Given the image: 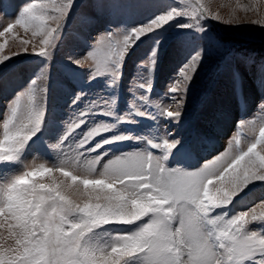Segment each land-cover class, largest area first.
Listing matches in <instances>:
<instances>
[{
	"label": "rangeland",
	"instance_id": "rangeland-1",
	"mask_svg": "<svg viewBox=\"0 0 264 264\" xmlns=\"http://www.w3.org/2000/svg\"><path fill=\"white\" fill-rule=\"evenodd\" d=\"M42 2L49 0H0V32ZM51 2L71 6L47 46V55L36 54L44 47L43 36L34 35L31 28L25 31L17 25L0 36V44L5 45L0 49V140L18 101L21 111L32 103L44 113L39 130L18 155L0 159V202H7L0 208V250L21 242L17 218L7 210L18 196L10 188L16 178L48 168V174L31 178L29 186L32 181L41 188L58 186L81 205L104 203L102 191L92 195L80 182L99 178L111 161L134 153L151 154L153 163L162 162L176 174H211L210 190L223 187L232 201L213 208L208 218L229 221L248 212L245 228L264 235V181L253 179L233 190L228 180L217 178L264 127V51L254 50L264 48V0ZM169 14L175 18L134 39L122 60L107 58V70L98 74L109 39L122 40ZM196 56L200 59L185 81L181 72ZM177 85L180 90L174 92ZM168 111L179 115L169 117ZM227 114L231 127L222 131ZM74 123L80 126L73 128ZM97 128L106 131L81 145ZM165 143L174 147L164 148ZM6 151L0 146V153ZM243 168L244 162L241 173ZM147 219L101 225L85 242L97 251H110L117 237L138 231ZM0 264H4L2 252ZM121 264L146 262L140 256H126Z\"/></svg>",
	"mask_w": 264,
	"mask_h": 264
},
{
	"label": "snow or ice",
	"instance_id": "snow-or-ice-1",
	"mask_svg": "<svg viewBox=\"0 0 264 264\" xmlns=\"http://www.w3.org/2000/svg\"><path fill=\"white\" fill-rule=\"evenodd\" d=\"M70 6L58 5L51 0L38 6L32 5L20 19L0 32V36L12 32L17 25L23 26L25 31L31 28L34 35L43 36L44 47L36 54L47 55V46ZM197 11L204 15L201 9ZM174 18L173 14L162 15L149 25L133 30L122 40L109 39V45L98 62V74L107 70L104 68L107 58L122 60L134 39ZM50 22L56 26H49ZM4 47L0 44V49ZM199 59L196 56L181 72L185 81L190 79L189 72L195 70ZM178 90L180 85L173 89L174 92ZM43 115V110L32 103L21 111L20 101L17 102L3 125L0 146L7 151L0 153L3 154L0 159L11 160L18 155L39 130ZM167 115L178 116L179 112L168 111ZM79 126V123H74L72 127ZM103 131L106 128L93 129L81 145ZM258 146L260 151H257ZM163 147L171 149L174 145L165 143ZM154 159L151 154H130L111 161L99 178H86L80 182L85 191L92 190V195L97 190L102 191L104 203L88 201L81 205L68 199L58 186L41 188L35 181L29 186L31 178L48 174V168L34 169L16 178L10 188L18 196L7 210L17 218L21 242L16 248L0 250L4 264H121L126 256H140L146 264H244L249 260L254 264H264V235L245 228L248 212L229 221H224L222 217L208 218L213 208L231 203L229 191L221 187L213 193L209 188L214 183L211 174H176L166 170L162 162L153 163ZM242 162L244 168L241 173ZM64 175L68 177L71 174L64 172ZM217 178L221 182L228 180L233 190L246 186L253 179L264 181V127L259 130V138L229 161ZM71 179L75 181V176ZM83 181L101 183L92 186ZM4 203L7 202H0V208L4 207ZM85 211L89 215H83ZM141 217L148 219L140 229L117 237V243L110 251H97L85 242L96 227L121 220L132 223ZM252 219L259 218L253 216Z\"/></svg>",
	"mask_w": 264,
	"mask_h": 264
},
{
	"label": "bare ground",
	"instance_id": "bare-ground-1",
	"mask_svg": "<svg viewBox=\"0 0 264 264\" xmlns=\"http://www.w3.org/2000/svg\"><path fill=\"white\" fill-rule=\"evenodd\" d=\"M263 75H264V73H263ZM257 78V77H256ZM253 85V84H252ZM251 91H252V89H249V93H251ZM254 94V93H253ZM233 110V109H232ZM227 113V112H226ZM230 114H227V116L224 118L225 120L223 121V125L225 126V127H223V129H222V131H226L227 129H229L230 127H231V123H232V121L229 119L230 118ZM224 117V116H223ZM220 125L222 126V124L220 123ZM78 190V189H77ZM76 190V191H77ZM73 191V190H72ZM78 193V192H77ZM73 195V194H72Z\"/></svg>",
	"mask_w": 264,
	"mask_h": 264
},
{
	"label": "clouds",
	"instance_id": "clouds-1",
	"mask_svg": "<svg viewBox=\"0 0 264 264\" xmlns=\"http://www.w3.org/2000/svg\"><path fill=\"white\" fill-rule=\"evenodd\" d=\"M83 182H84L86 185H92V186H95V185L101 183L100 181H83ZM24 183H28V181H24ZM158 203H162V202H159V201H158ZM83 215L87 216V215H89V213H88L87 211H85V212L83 213ZM120 222H122V223H128L127 221H124V220H121ZM32 243L35 244L36 241H32Z\"/></svg>",
	"mask_w": 264,
	"mask_h": 264
},
{
	"label": "trees",
	"instance_id": "trees-1",
	"mask_svg": "<svg viewBox=\"0 0 264 264\" xmlns=\"http://www.w3.org/2000/svg\"><path fill=\"white\" fill-rule=\"evenodd\" d=\"M254 50L255 51H264V48H262V47H260V48L259 47H256V49L254 48Z\"/></svg>",
	"mask_w": 264,
	"mask_h": 264
}]
</instances>
